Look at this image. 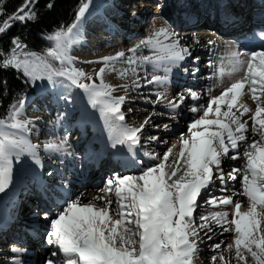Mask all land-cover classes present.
<instances>
[{"label":"snow or ice","instance_id":"obj_1","mask_svg":"<svg viewBox=\"0 0 264 264\" xmlns=\"http://www.w3.org/2000/svg\"><path fill=\"white\" fill-rule=\"evenodd\" d=\"M35 2L24 0L14 13L0 22V35L5 34L13 22L33 21L36 18ZM3 3L4 0H0V16L4 15ZM91 3L92 0H82L74 22L66 29L62 26L48 35L52 46L43 55L25 51L27 46L19 37H13L10 54L4 56L0 53V71L15 70L31 84L46 81L54 88L60 87L64 90L61 95L66 103L74 102V89L81 90L87 96L88 104L99 112L111 146H121L133 156L141 146L140 133L144 125L128 127L123 123L125 116L121 105L125 97H114L111 86L103 81L106 70H117V61L129 66L120 72L122 77L127 76L129 70L133 75L138 70L144 71L143 85L137 75L135 86L151 85L158 89L153 103L163 104L167 100L165 106L172 120L181 115L179 110L187 97L194 102L188 107L193 115L187 125V134L179 138L180 150L171 162L169 158L177 147L175 144L162 158L146 151L144 157L159 162L146 164L138 174H114L100 190L104 195L93 198L102 202V206L98 207L93 201L82 203L77 197L67 200L54 217L50 218L45 212L43 219L48 222L45 243L50 255L44 259V264H193L198 244L205 237L213 239L214 226L222 233L234 234L233 242L226 245V250H234L237 264H249V257L252 264H264V48L231 52L229 63L233 65V71H242L243 75L219 95L213 96L209 89L204 104L195 103L201 100V94L192 88L177 93L171 100L167 97V86L174 69H181L192 52L166 27L154 30L130 48L131 55L126 56L120 51L103 57L100 62L104 67L96 73L100 83L96 84L92 76L73 67V58L69 54ZM260 38L264 40V33ZM195 43L200 41L197 39ZM214 43L208 41L209 45ZM144 49L151 55H144ZM242 56L245 59H241ZM147 66L151 67L150 78ZM182 70L188 72L187 68ZM198 71V68L194 69L191 74L195 76ZM219 75H224L223 68H220ZM0 84L6 87L7 81ZM246 94H250L255 104L254 112L240 101ZM25 102L21 98L18 104L10 107L6 117L0 118V192L11 185L13 165L21 156L30 155L36 165L43 167L38 146L27 139L31 131L29 126L34 127L33 121L20 118ZM250 112L249 129V121L243 117ZM163 127L169 130L168 124ZM148 139L155 141L158 137ZM66 143V137L59 142L50 140L44 143L43 150L49 155H63ZM225 159L242 162L239 166H231L225 173ZM130 163L135 164V161ZM238 177L240 191L233 195L247 198L246 211H241L242 203L234 201L232 196L211 194L216 181H219V191L223 193L227 191V179L235 181ZM205 193L206 205L213 208L232 206V218L229 220L227 211H213L202 215L197 224L194 213ZM222 244L223 241L212 244L213 253ZM26 251L13 245L10 248L12 264H23L20 257ZM210 259L216 262L217 256L213 254ZM219 261L228 264L222 255Z\"/></svg>","mask_w":264,"mask_h":264},{"label":"rangeland","instance_id":"obj_2","mask_svg":"<svg viewBox=\"0 0 264 264\" xmlns=\"http://www.w3.org/2000/svg\"><path fill=\"white\" fill-rule=\"evenodd\" d=\"M101 1H103V0H101ZM118 1H119V3L116 2V4H117L116 9H110V7L108 6V8H106L104 11V13H106V15L109 17V23H107V24L102 23L103 17L101 15L99 16V18L97 17L98 21H92V19H90L88 21L86 20L87 22L84 21L86 24L81 26L78 38L76 39L75 43L70 48L71 50L69 51L70 56L73 58V67H75L76 69L82 70L86 74L92 76L93 81L96 84L100 83V80L96 76V73L99 71L100 68H90L88 65V59L92 60V61L95 60L94 62L97 61L96 63L98 65H101V67H104V64L100 62L102 59L96 60L94 58H103V57H107L110 55H115L114 53L112 54V52L116 51L115 49H117V45H119L120 47H123L122 49L126 53V56L131 55V53L128 52V50H129L128 45H131L132 43H134L133 41H141L144 38H146V33L140 32L139 35L136 37L131 38V36H130V39H128L126 42H120L121 37H118L119 33H117V30H118V32H120V35L125 34V32L127 30H128V34H129V32H131L132 28H135V27L137 28V26L133 25L129 21L130 18H128L126 15L115 14L116 10H119V11L121 9L124 10L126 8L125 7L126 4L130 0H122V3H121V0H118ZM202 1H205V0H202ZM199 2H200V0H199ZM196 3L198 4V0H196ZM110 4H115L114 0ZM129 5H130V3H129ZM129 5H127V6H129ZM178 5H181V1L178 3ZM88 13H87V15H88ZM89 14H93V13H89ZM92 16H94V15H92ZM156 18H157V16L152 17V19H151L152 21L149 20L147 22L145 28L149 27V25H151L153 23V20L155 21ZM157 19L165 21V23H166V20L164 18L158 17ZM99 21H100V23H99ZM118 21H121L125 24L124 30L120 27V24H118ZM137 29H142V28L138 27ZM92 33H94L95 35H92ZM132 36H134V35H132ZM108 43H111L114 47L110 48L109 47L110 45H108ZM120 51H122V50H120ZM143 54L148 55L149 51L143 50ZM99 62H100V64H99ZM115 67L118 71L117 72L112 71L113 75H111V73L109 74V70H106L104 72L103 81L106 85L111 86V88L113 89L112 95L114 97H120V96L125 97V100H124L123 104L121 105V111L123 112V114L125 116V120L123 123L126 124L128 127H140L141 125H144L143 132H141V135L144 134V136L142 137V140H143L144 144L146 143L145 144L146 148H147L146 151L154 153L158 157L162 158L163 154L170 147L169 145H166V147H164V146L161 147L162 144L164 143V136L168 134L169 137H167V139L168 138L171 140H173V138H175L174 140L179 139V138H177L178 135L174 132L173 129L171 130L170 133H167V131H163V130H165L163 128V124H167V123L173 124V123H175L174 120L163 119V115L168 116V114H166V113L164 114V111L162 109H160L161 107H157L159 103H157V104L155 103L156 105L152 107L153 101L156 100V96L151 95V94H155V91H153L152 86L150 88H149V86L139 87V88H137L135 86L134 81L136 80L137 75L140 77L139 83L141 85H143V83H144L143 77L145 75L143 70H138L136 75H133L131 73V71L129 70L128 75L122 77L120 75V72L124 69H128L129 66L127 64L120 62V61H117ZM148 72H149V78H150L151 71L148 69ZM86 82L90 83L92 81H86ZM29 84L31 86V94L25 99L26 102L24 104L22 116L20 118L33 121L34 127L32 125L29 126L31 128V131L28 133L31 135V139L29 140V142L31 144H34V145H39L40 147L43 148L44 143H46L50 140H54V138H55L49 133V131L45 130V128L47 130H51L49 127H47L48 126L47 124H49V121H51L53 118L52 117L53 115H51V113L48 111V107L50 108L51 105H53L52 103H54L53 107L55 109H59V108L64 107V105H66V102L62 98V96L56 97L53 93H48L49 89L47 87H49L51 85L47 84L46 81H37L35 84H31V83H29ZM79 92H80L79 89H74L72 91V96L75 98V96L77 94H79ZM47 94L51 95L52 98L46 97L45 95H47ZM45 102H47V103H45ZM77 103L79 104L80 101L78 100ZM65 115L66 114L64 113V116ZM54 117L56 119L57 115ZM39 118H40V120H39ZM146 121H147V123L145 124ZM52 128H55V127L52 126ZM55 133H57V134H55ZM55 133H54V136L58 137L59 132H55ZM62 135L63 134L60 135L61 139H62ZM150 136H156V137H158V139L155 141H151L148 139ZM56 142H58V141L56 140ZM167 142H169V141H167ZM148 145L151 146V148H153V149L150 150L148 148ZM41 150L42 149H39V151H38V154L41 153L39 155L40 156L39 158L41 161H44L45 164L47 165L51 162L50 160H52V158L47 156L44 152H41ZM25 157H27V156L25 155ZM28 157H29V160L32 161L31 160L32 157H30V155H28ZM46 158H50V159L47 160ZM148 161L150 164L159 162V161H150V160H148ZM28 163L25 164L24 166H28L29 165ZM31 163L32 162H30V164ZM34 167L38 171L40 168L41 172L44 169V167L41 168L38 165H37V167H36V165H34ZM142 167H144V166H142ZM47 168L48 167H46L44 172L49 169V168L48 169ZM135 174H138V173H135ZM30 178H31L30 175L24 176L25 182L27 183V179H30ZM30 181H31V179H30ZM29 184H30V187H34V188L37 187V181H34L32 183L29 182ZM7 188L5 189L3 194L8 190ZM26 203H27V201H26ZM28 204H29V202H28ZM201 207H204V206H201ZM197 209L199 210L202 208L199 207ZM216 210L217 209L212 207V209L209 211L208 208L206 209L204 207L203 210H199L198 213L195 214L194 219H197L196 222H197V224H199L200 217L202 215H206L205 214L206 212L210 213V212H213ZM41 217L42 216H40V218ZM116 218H118V217H116ZM38 219H39V217H38ZM220 231H222V230H220ZM228 234L229 235L225 236L222 240H219V241L213 240L214 242L216 241L215 243H219L221 241H223V244L225 243L224 245L222 244L221 248L217 249L215 253H213V250L211 248V245L214 244V242L211 240L208 241V239L206 237L203 238L204 241L198 244V247L201 250L194 255L193 264H200L197 260L201 261V259L205 264H220L219 257L221 255L225 258V261H227L228 264H237V261L234 258V250L231 252L226 250V245L231 244L232 243L231 240H233V237H234L233 236L234 234H230V233H228ZM216 237H219V235L218 236L215 235V238ZM226 240H229V243H227ZM203 251L206 252L205 255H203ZM213 254H215L217 256L216 262H213L210 259V257ZM199 258H201V259H199ZM249 264H252L250 257H249Z\"/></svg>","mask_w":264,"mask_h":264},{"label":"bare ground","instance_id":"obj_3","mask_svg":"<svg viewBox=\"0 0 264 264\" xmlns=\"http://www.w3.org/2000/svg\"><path fill=\"white\" fill-rule=\"evenodd\" d=\"M181 1V5L183 4V7L181 8V10L180 11H178V13H177V15L176 16H178L177 18H175V14L172 12V11H170V9L169 8H167V5H165V4H162V3H164L163 1H161V0H134L133 2H136V3H138V4H140V5H143L142 7H145L146 9H148V11L147 10H145V9H142V8H140V11H142V12H144V14L145 15H148V17L144 20V22H148L149 20H151L152 19V17H156L157 16V18L158 17H162V18H164L165 20H166V23H165V21H162V20H160V19H157L156 18V20L154 21L153 20V23L151 24V25H149V27H147V28H143L142 30H138V29H132L131 31H136V32H138V31H142L143 33H146V37L147 36H149L154 30H158L159 28H161V27H166V28H168L169 29V31H171V32H173V33H175L176 34V36L177 37H179V39H180V34H178V29L177 28H174L175 27V25L176 26H178L179 25V22H183L184 21V19L185 18H197V19H200V20H202V21H206V22H208V20L209 19H207L205 16L207 15V14H209L210 12H213V11H211L212 10V8H211V6L213 5V3H214V1H216V0H205V1H202V0H200V2H199V0H198V4L196 3V0H176V2H177V5H178V3ZM219 1L220 0H218V3H219ZM105 2H107V6L109 5H111V7H112V5H114V4H110V3H112L113 2V0H105ZM105 2H102V3H100V1L99 0H94L93 2H92V6H90V9H89V13H93V14H89L88 13V15L86 14V19H84L83 21H82V23L84 22V21H88V20H90V19H92V21L94 20V19H96L98 16H99V14H100V12L101 13H103L102 11H99V10H101L102 9V5L105 3ZM189 2V3H188ZM225 2H226V4H227V6H228V11H229V13H231V12H233V13H237V12H239V14H240V12H243L242 10H241V5H243L244 7H245V4H247V1L246 0H225ZM115 3V2H114ZM157 4H159L160 5V7H157ZM223 4H224V2H223ZM180 5V6H181ZM198 5H199V7H198ZM189 8V11H186V9H188ZM213 9H215V11H217L218 9H216V8H214L213 7ZM120 13H123V14H125V15H129V14H126V13H128V12H126V13H124V11L122 10L121 12H119V14ZM130 13V12H129ZM182 13H183V15H182ZM92 15H94V16H92ZM88 16H90L89 18H88ZM116 17V16H115ZM128 19V18H127ZM154 19V18H153ZM122 21V20H121ZM121 21H118V23L122 26V28H124L123 26H125L124 25V23L123 22H121ZM152 21V20H151ZM81 23V24H82ZM170 24L171 26H172V28H174L173 30H170V28L167 26V24ZM146 26V25H145ZM138 28V27H137ZM130 29V28H129ZM130 33V32H129ZM92 35H95L94 33H92ZM139 34H135L134 36H132V35H128V34H126L125 36H124V38L122 39V41H120V42H126L128 39H130V36H131V38L132 37H136V36H138ZM109 38V37H108ZM199 40L200 42H201V44L200 45H198V47H204V50H205V52H206V54H208V52H209V47H210V45L208 44V41L209 40H213V37L211 36V35H205V36H203V35H201V36H195V34H193L192 36H190V37H188L187 39H185V41H186V44L185 45H191L192 47H191V49H190V51L191 52H193V50H194V45L196 44L195 43V40ZM134 43H132L131 45H128V49H130V48H133L135 45H137L140 41H133ZM104 43V42H103ZM114 44V43H113ZM76 45V44H75ZM108 45H110L109 47L110 48H113L114 46L111 44V43H108ZM123 47H120L119 45H117V49H115L116 51H114V52H112V54L114 53V54H116V53H118V52H120V50H122L123 51V49H122ZM71 49H69V51H70ZM144 50H147V49H144ZM148 51V50H147ZM148 55H151V53L149 52V54ZM111 56V55H110ZM91 58V57H90ZM80 59V58H79ZM94 59H96V60H98V59H102V58H94ZM95 60H89L88 59V65H89V67L90 68H101V65H98L96 62H94ZM99 64H100V62H99ZM118 64V63H117ZM117 67V66H116ZM148 67V69L151 71V67L150 66H147ZM118 70H116V72H117ZM111 73V75H113V73H112V71H110L109 70V74ZM151 87V85H149V88ZM153 87V86H152ZM50 88H54L53 86H51ZM203 89H202V91H204V90H206L207 89V86L206 85H204L203 87H202ZM56 91L54 92V93H57L58 92V89H60V87H56V88H54ZM153 89V91H157L158 89H156L155 87H153L152 88ZM151 89V90H152ZM160 90H162V89H160ZM53 93V94H54ZM151 95H155V94H151ZM205 96H206V94H204ZM78 96V95H77ZM75 97V100H74V106H76L75 104L77 103V101L79 100L80 101V103L79 104H82L81 106H76L75 108H73V107H71V113H65L66 115L65 116H67L68 117V123H67V125L69 126H71V128L70 129H72V128H76L77 127V130H78V127H81L82 129H84L85 127H82L81 126V124H85V123H87L88 121L87 120H91L92 118H93V108L88 104V99L83 103L82 101H81V98H80V96H78V97ZM156 96V95H155ZM167 97H168V99L169 100H171L172 98H174V95L172 94V85H171V82L169 83V85L167 86ZM165 102H167V100L165 101ZM190 103H192V101H191V99L190 98H188L187 97V99H186V101H185V104H187V105H189ZM152 104V103H151ZM157 104V103H156ZM155 103H153L152 104V107L153 106H155L156 105ZM167 104V103H166ZM165 103H163V104H161V103H159L158 104V106L157 107H161L160 109H162V110H164V111H166V114H168V109L166 108V105ZM184 104V105H185ZM184 105H182L181 106V109L179 110L180 111V113L182 114V113H184V109H183V107H184ZM64 108H65V105H64ZM81 108V109H80ZM49 109V108H48ZM76 111L79 113V122H77V123H74V122H72L70 119H69V115L70 114H76ZM24 116V115H23ZM56 116V115H55ZM63 116H64V113H63ZM170 115L168 114V116L167 115H163V119H167V120H169V119H171L170 117H169ZM250 114H247L246 116H244L243 117V119H246V120H248L249 121V129L251 128V120H250ZM58 117L59 116H57V118L55 119V117H54V115H53V120L55 121V122H57L58 121ZM39 120H40V118H39ZM97 120H98V118H97ZM172 120V119H171ZM174 122L175 123H173V124H168L169 125V130H163V131H167V133H170L171 132V130L173 129L174 130V132L178 135V137L177 138H180L181 137V135H186L187 134V127L182 123V121H180V120H174ZM79 124V125H78ZM99 129H98V133L94 136V137H90V141H92V140H96L97 142H100L101 144H102V146H106L107 144H111V141H110V139H109V133H108V130L105 128V126H104V122H103V120L100 118V115H99ZM146 124V123H145ZM175 124V125H174ZM164 125V124H163ZM162 126V125H161ZM66 128H68V127H66ZM66 128H64L63 126H61L59 129H57V131H55V132H59V134L58 135H60L61 133L63 134V136H65L66 134H68V133H70V131H65V129ZM162 128V127H161ZM164 128V127H163ZM69 129V130H70ZM44 131V130H43ZM90 131L91 130H88V128H85V133H84V135H85V137L87 136V135H89L90 136ZM54 132V133H55ZM143 132V131H142ZM55 134H57V133H55ZM248 136H249V142L251 141V139H252V136H251V132L249 131V133L247 134ZM140 136H144V134L143 135H141V133H140ZM167 137H169L168 136V134L167 135H165L164 136V143L162 144V146L161 147H166V145H169L170 147L172 146V145H177V147L173 150V153L171 154V156H170V158H169V162H171V160L172 159H175L176 158V155H177V153L179 152V150H180V148H179V139H176V140H174L175 138H173V140H171V139H167ZM178 140V141H177ZM167 141H169V142H167ZM80 142V141H79ZM75 143H77L76 142V140L74 141V142H72L71 143V145L70 146H68V144L66 143V152L63 154V155H61V154H52L54 157H61V165H63V164H69V167H71L72 168V166H78V164H77V162H79L78 161V159H73L72 157L73 156H76V154H77V150H76V148H74V146H75ZM109 144V145H110ZM146 144V143H145ZM120 146H117L116 148H119ZM148 148L151 150V149H153V148H151V146H149L148 145ZM42 150H43V148H42ZM41 150V152H44V150L42 151ZM242 147H241V149H240V151L242 152ZM45 153V152H44ZM85 153H86V150H84L83 152H82V157H84V155H85ZM47 156H49L50 157V155L48 154V153H45ZM70 156V160H72V162H68L67 161V157H69ZM31 157V156H30ZM47 160L48 159H50V158H46ZM32 160V159H31ZM27 161H29V158L28 157H25V155L24 156H21L20 157V161L18 162V163H14V165H13V180H12V183H11V185H9V187L7 188L8 190L4 193V196L0 199V200H2V199H4L5 198V201H7V200H9V199H13V198H15V197H18L19 198V200H22V198L24 197V193L27 191V187H28V180L30 181V179H31V181H32V179H37L38 180V186H40L41 184H42V180H41V178L42 177H40L41 176V173L40 172H38L36 169L34 170V165H36L34 162H33V160L32 161H30V162H32L31 164H29ZM55 162V161H54ZM242 161H239V160H237V161H235V166H239L240 165V163H241ZM29 164L28 166H24L25 164ZM56 166H58V163H54ZM145 164H150L148 161H146L143 165H145ZM105 165H106V167H108V161H106L105 162ZM36 167H37V165H36ZM43 167L45 168L46 166H45V164H43ZM141 167H139V168H137L136 169V171L138 172L139 171V169H140ZM38 169V168H37ZM93 173V171H91V174ZM134 173H136V172H134ZM134 173H131V174H134ZM26 175H30V179H27V183L24 181L25 179H24V176H26ZM56 175V174H55ZM122 175H124V174H122ZM70 176V175H69ZM23 178V179H22ZM96 181V176H93L92 177V179L91 180H89L88 181V184H86L85 185V187H83V186H78V188L79 187H81V188H79L78 189V192H76L75 194H74V197L72 198V199H76L77 197H79L80 199H81V201H82V203H88L89 201H93L94 203H96V205L99 207V206H102V202H100V201H95L93 198L95 197V196H103L104 195V193L103 192H101L100 190L102 189L101 187L102 186H100L99 184L98 185H96V186H91L94 182ZM27 185V186H26ZM226 187H227V191L226 192H223V193H221L220 191H219V181H216V185L212 188V192H213V194H218V196H221V195H223V196H232V198H233V200L234 201H237V200H239L241 203H242V209H241V211H246L247 209L245 208V206L247 205V198L246 197H244V196H240V195H233V193H235V192H239L240 191V184H239V178L237 179V180H235V185H234V187H229L228 185H227V183H226ZM22 188V189H21ZM55 188L58 190V186H55ZM104 188V187H103ZM38 189V188H37ZM8 191H14V195H11L10 193H7ZM17 191V192H16ZM18 192H19V195H18ZM211 192V193H212ZM205 195V194H204ZM33 205H37L38 206V203L35 201V202H33ZM206 207L210 210V205H206ZM229 207H232V206H223V205H221V206H219V208L217 209V211H227L228 213H229V220L232 218V211H230V208ZM52 209V211L54 210V208H51ZM5 215V210L4 211H2L1 212V216L3 217ZM56 214L55 213H52L51 215H49V217L51 218V217H54ZM40 216H41V213H40V211L37 209V208H32V209H30V214L28 215V219H29V221L27 220V223H30V224H33V228H38V230H41V229H43L45 226H47L48 225V222L47 221H45V220H41L40 219ZM19 217V216H18ZM38 217H39V219H38ZM18 219V218H17ZM6 226H8V225H6ZM10 230H12V232H13V227L12 226H10V228H9ZM221 229H219V228H216L215 226H214V234H213V239L211 240V241H213V240H217V241H219V240H222L224 237H225V235H227L228 233H222V231H220ZM220 231V232H219ZM230 234H232V233H230ZM201 235L203 236V232H201ZM215 235L216 236H218L219 235V237H216L215 238ZM234 238V237H233ZM203 241H204V239H203ZM209 241V240H208ZM10 243H5V244H7L6 245V248H5V251L4 250H2V253L3 254H7L8 252L6 251V249H8V247H12L13 245H15V246H19V247H23V248H25L26 249V246H27V244H26V241L25 240H17V241H15V243H14V241L13 242H11V241H9ZM214 242V241H213ZM216 242V241H215ZM214 242V243H215ZM231 242H233V240H231ZM201 249L198 247V251H197V253L200 251ZM10 252V251H9ZM205 251H203V255H205ZM198 256V255H197ZM198 258V257H197ZM199 259H201V258H199ZM0 260H4V261H6V262H10V263H12L11 262V259H10V257H5V256H1L0 257ZM200 264H205L203 261H202V259H201V261L200 260H197Z\"/></svg>","mask_w":264,"mask_h":264},{"label":"trees","instance_id":"obj_4","mask_svg":"<svg viewBox=\"0 0 264 264\" xmlns=\"http://www.w3.org/2000/svg\"><path fill=\"white\" fill-rule=\"evenodd\" d=\"M81 2L82 0H36L33 6L36 18L23 24L13 22V26L0 39V52L9 53L12 38L19 37L30 51L43 55L50 47L46 41L48 35L55 33L62 26L65 29L70 26ZM23 3L24 0H4V15L0 16V22ZM2 81H7V86L0 84V117H5L10 107L26 94L28 87L23 77L15 70L0 71V82Z\"/></svg>","mask_w":264,"mask_h":264}]
</instances>
